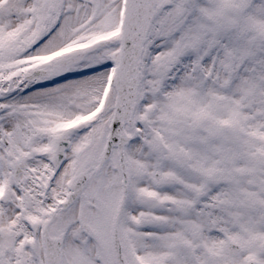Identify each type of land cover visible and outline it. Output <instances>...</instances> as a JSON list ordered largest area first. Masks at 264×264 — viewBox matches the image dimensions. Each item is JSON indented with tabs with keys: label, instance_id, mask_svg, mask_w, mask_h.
<instances>
[{
	"label": "snow or ice",
	"instance_id": "snow-or-ice-1",
	"mask_svg": "<svg viewBox=\"0 0 264 264\" xmlns=\"http://www.w3.org/2000/svg\"><path fill=\"white\" fill-rule=\"evenodd\" d=\"M0 264H264V0H0Z\"/></svg>",
	"mask_w": 264,
	"mask_h": 264
}]
</instances>
